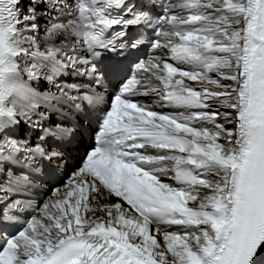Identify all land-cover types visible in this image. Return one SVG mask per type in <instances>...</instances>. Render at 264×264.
Listing matches in <instances>:
<instances>
[{
  "label": "snow or ice",
  "instance_id": "1",
  "mask_svg": "<svg viewBox=\"0 0 264 264\" xmlns=\"http://www.w3.org/2000/svg\"><path fill=\"white\" fill-rule=\"evenodd\" d=\"M0 264H264V0H0Z\"/></svg>",
  "mask_w": 264,
  "mask_h": 264
}]
</instances>
